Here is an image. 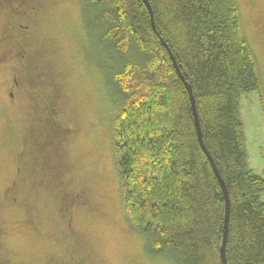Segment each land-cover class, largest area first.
<instances>
[{
  "label": "trees",
  "instance_id": "trees-1",
  "mask_svg": "<svg viewBox=\"0 0 264 264\" xmlns=\"http://www.w3.org/2000/svg\"><path fill=\"white\" fill-rule=\"evenodd\" d=\"M147 2L154 29L142 0H80L85 49L117 98L110 148L126 224L143 237L148 257L222 264L225 200L170 52L192 90L203 145L227 190L226 262L264 264V203L258 201L264 180L247 169L238 115L240 94L261 89L262 70L238 0ZM27 4L45 6L44 0ZM27 37L30 53L34 36ZM43 69L47 75L29 83L30 96L44 92L46 100L35 104L38 118L43 110L47 119L34 137L52 143L67 133L60 126L75 128L61 113L67 98L50 86V68Z\"/></svg>",
  "mask_w": 264,
  "mask_h": 264
},
{
  "label": "rangeland",
  "instance_id": "rangeland-1",
  "mask_svg": "<svg viewBox=\"0 0 264 264\" xmlns=\"http://www.w3.org/2000/svg\"><path fill=\"white\" fill-rule=\"evenodd\" d=\"M44 3L29 19L34 36L29 56L38 70L50 68L52 88L67 98L61 113L75 130L61 148L45 139L36 144L34 136L41 128L37 106L26 94L8 97L11 78L22 77L18 64L0 65V260L6 264H171L148 257L143 237L126 224L110 148L117 98L91 64V49H85L80 0ZM238 4L244 32L262 70L261 89L240 94L238 115L247 169L264 180V0H238ZM12 25L11 17H0V36ZM15 43V38L8 41ZM54 153L74 169L67 176L70 188L82 187L90 194L91 206L73 217L75 235L56 217L55 196L42 183L50 178ZM258 201L264 203V192Z\"/></svg>",
  "mask_w": 264,
  "mask_h": 264
},
{
  "label": "flooded vegetation",
  "instance_id": "flooded-vegetation-1",
  "mask_svg": "<svg viewBox=\"0 0 264 264\" xmlns=\"http://www.w3.org/2000/svg\"><path fill=\"white\" fill-rule=\"evenodd\" d=\"M26 1L27 0H0V17L9 16L13 19V25L11 26L12 28L9 29L7 36L4 35V37H6V40L2 39L3 37L0 36V45L3 41L6 42L3 44V46H1V48L4 47V50L3 53L0 55V65L14 61L18 64L16 68L19 69L18 75H22L21 78H18V76L15 75L11 78V82L9 83L10 90L8 92L9 98L25 94L28 96V98L31 97V88L29 86V83L33 84L32 80L34 78L39 80V78L42 79L47 75L46 70L41 71L36 69L33 64L31 65L32 62L30 61L31 59L29 56V49L27 48V44L25 43L29 39L28 37L24 38L27 36L28 33H30L31 26L23 25V23L29 20L32 15H35L42 9L39 6L33 4H27L26 6ZM43 5H45V3ZM12 38H15L17 40V43L9 45L8 41ZM46 80L47 78L45 79V81ZM22 81H24L25 83L21 86L20 84H22ZM47 84L50 85L49 83ZM40 92L41 91L39 90V93ZM42 99L43 97L41 93L36 97V99H34L33 97L29 98V100H31V103H37L38 107H40L44 104V102H46L45 99L44 101H42ZM40 109L41 108H39V111ZM55 114L57 115L58 112H55ZM46 119L47 117L44 115L42 110V114H40L39 118L41 125L44 120L46 121ZM7 120L9 121L8 117ZM60 129L64 130V132L67 133L65 134V136H63V139H61L59 135V137H56L54 139V142L52 143H54L57 147L61 148L66 139L69 138L73 133H71L70 130L67 131L63 129L61 126ZM61 135L63 134L61 133ZM67 135L70 136L67 137ZM42 139L38 138L34 141L37 144L38 141ZM32 140L33 138L31 137L29 141L32 142ZM50 159H54L53 161H50V178L48 181H42V183H45L44 188L46 190H50L52 192V195L55 196L58 208V213L56 217L60 221L65 222L69 232L75 235L76 230L72 228L73 217L75 213L80 209L85 210L91 206L89 201L90 194L89 191L84 188V190L70 188V184L72 183V181L67 176L73 173L74 169L71 167V165L69 166V164L64 163L63 159L61 161L59 154L54 153V155ZM17 171H19L20 173V169H18ZM12 184L16 185V182L13 181ZM10 199H12L13 201L16 200L15 197H11ZM22 205L26 208V210L28 209V205L26 203H22ZM0 264L6 263L0 260Z\"/></svg>",
  "mask_w": 264,
  "mask_h": 264
},
{
  "label": "water",
  "instance_id": "water-1",
  "mask_svg": "<svg viewBox=\"0 0 264 264\" xmlns=\"http://www.w3.org/2000/svg\"><path fill=\"white\" fill-rule=\"evenodd\" d=\"M142 2L144 3L145 7L147 8L149 14H150V18H151V25L152 28L154 29V24H153V17H152V12H151V8L149 6V3L147 2V0H142ZM170 55V59L173 63V66L177 72V75L179 76V78L181 79V81L183 82L186 90L188 91V94L190 96V100H191V107H192V112H193V117H194V124H195V129H196V133H197V137H198V141L199 144L201 146V148L203 149V151L205 152L206 156L208 157L209 161H210V165L212 167L213 173L217 178V181L219 183V186L221 188V191L223 193L224 196V200H225V216H224V226H223V238H222V244H221V248H220V257H221V262L222 264H227L226 262V257H225V248H226V243H227V239H228V221H229V200H228V194H227V190L226 187L221 179V177L218 174V171L213 163V160L211 159L209 153L207 152V150L205 149L202 139H201V131H200V127H199V122H198V118H197V113L195 110V105H194V99H193V94H192V90L189 88V86L187 85V83L184 81L183 76L181 75L177 64L173 58V56L171 55L170 52H168Z\"/></svg>",
  "mask_w": 264,
  "mask_h": 264
}]
</instances>
